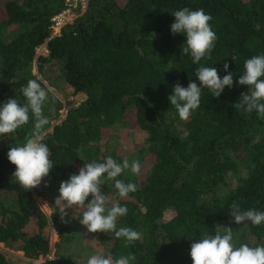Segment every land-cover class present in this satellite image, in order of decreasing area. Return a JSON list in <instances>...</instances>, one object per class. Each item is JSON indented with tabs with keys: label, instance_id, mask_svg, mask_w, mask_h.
Listing matches in <instances>:
<instances>
[{
	"label": "trees",
	"instance_id": "trees-1",
	"mask_svg": "<svg viewBox=\"0 0 264 264\" xmlns=\"http://www.w3.org/2000/svg\"><path fill=\"white\" fill-rule=\"evenodd\" d=\"M64 2L0 0V102H23L20 89L30 79L48 91L45 83L56 85L48 71L46 76L51 67L73 95L85 96L52 127L61 106L48 91L43 114L49 124L42 133L54 167L39 186L21 187L7 158L11 147L33 134L32 119L0 140V244L19 245L28 260L45 258L50 247L43 230L52 224L60 242L56 246L71 245L76 228L53 208L47 217L35 197H42V187L59 195L61 181L83 167L80 158H126L115 146L107 144L104 150L101 139L104 130L124 125L131 116L133 126L147 134L148 148L127 159L150 164V169L142 177L130 172L121 177L137 185L124 199L111 182L102 191L109 204L128 208L118 227L133 228L141 239L125 247L111 233H92L105 253H132L136 264H193L191 244L223 227L232 229L237 246L264 244V224L237 225L229 214L233 202L242 210L264 211V119L235 108L247 92V86L236 83L245 60L264 53V0H89L86 12L47 42V55L36 57L35 49L50 36V19ZM184 7L203 9L212 18L217 40L211 59L201 63L217 68L221 77L228 63L234 74L232 88L226 87L219 98L205 89L200 107L187 120L168 100L177 83L199 85L194 75L198 65L181 53L186 38L170 30L171 13ZM34 61L41 79L33 74ZM0 264H10L1 252ZM43 264H68V259L56 251Z\"/></svg>",
	"mask_w": 264,
	"mask_h": 264
},
{
	"label": "clouds",
	"instance_id": "clouds-1",
	"mask_svg": "<svg viewBox=\"0 0 264 264\" xmlns=\"http://www.w3.org/2000/svg\"><path fill=\"white\" fill-rule=\"evenodd\" d=\"M175 17L170 26L171 33L182 34L186 40L181 47V53L191 57L193 65H198L194 75L199 85L190 81L187 87L177 83L168 96L181 120H187L201 104L202 92L207 89L211 96L219 98L225 88H232L234 74L229 70V64H223L222 77L218 69L205 66L202 60L211 59L217 36L209 23L212 19L203 9L193 10L188 7L171 13ZM241 86H247V92L242 93L235 103V108L241 115L255 113L264 119V53L254 55L244 62L243 72L238 81ZM20 92L24 98H10L0 102V140L6 134L14 133L17 129L33 121V134L22 144L13 146L7 153L11 164L15 165L14 178L18 184L29 190L39 186L42 180L49 176L54 165L50 159L51 151L42 130L49 124L43 114V106L49 99V93L36 79L28 80ZM83 167L77 173L69 175L61 181L59 195L55 199L62 220L68 216V209L80 210L79 222L89 233H111L118 239H123L125 247L133 245L141 239V233L131 227H118L121 217L128 214V208L120 203L109 204L110 197L102 191L111 182L120 199L129 193L137 191L134 182L121 177L125 173L137 176L141 173V163L138 159L122 160L108 155L103 161L96 159L85 160ZM47 205V204H46ZM48 206V205H47ZM49 207V206H48ZM50 208V207H49ZM230 216L239 225L250 222L253 226L264 224V211L255 209L242 210L239 204L233 202ZM67 222V221H65ZM193 264H264V244L250 246L234 241L230 227L216 231L214 235L205 236L193 242L190 248ZM137 257L129 253L114 257L109 253H94L88 256L86 264H136Z\"/></svg>",
	"mask_w": 264,
	"mask_h": 264
},
{
	"label": "rangeland",
	"instance_id": "rangeland-1",
	"mask_svg": "<svg viewBox=\"0 0 264 264\" xmlns=\"http://www.w3.org/2000/svg\"><path fill=\"white\" fill-rule=\"evenodd\" d=\"M46 56V55H44ZM53 76L52 82L55 79V86H48V91L52 93L54 98L57 101V105L61 106L59 110V118L53 119L51 121L52 127L64 119L67 110L70 107H76L80 105L84 100L85 96L83 94L73 95L72 88L63 84L62 81L56 78L59 74L55 67L50 69H45L46 76L48 72ZM33 74L37 75L38 79H41V76L37 74L36 64L34 61L33 64ZM121 126L114 127L113 129H106L103 131L101 144L102 148L105 150L106 145L115 146L116 150L124 155V157L129 158L136 154L139 151H147V134L138 130L133 126L132 116L127 118ZM177 127L180 135L182 137L186 136V132L183 128ZM145 156V154H143ZM150 164L144 163L141 165V173L139 177L144 176L147 171L150 169ZM228 181V180H227ZM234 184V183H232ZM42 197H35L39 209L49 217L52 213L51 207H56L55 199L58 194L54 193L51 188H40ZM50 207H48L47 205ZM58 210V207H57ZM68 216L62 220L65 224L73 226L77 230V238L71 245H58L59 239L55 234L52 224H49L44 230V236L49 240L50 253L45 257H40L38 260H28L24 257L23 253L19 250V245H10V244H0V252L4 255L6 260L10 264H43L46 260H51L54 258V253L58 251L63 257L68 259V264H86L88 256L94 253H105L103 242L100 239H95L92 233H89L85 226L81 225L79 222L80 210L78 209L75 213L74 209H68ZM59 213V210H58ZM67 221V222H65ZM1 222V219H0ZM30 226L32 229L36 230L35 219L30 220ZM58 247V248H57Z\"/></svg>",
	"mask_w": 264,
	"mask_h": 264
},
{
	"label": "built area",
	"instance_id": "built-area-1",
	"mask_svg": "<svg viewBox=\"0 0 264 264\" xmlns=\"http://www.w3.org/2000/svg\"><path fill=\"white\" fill-rule=\"evenodd\" d=\"M89 0H65L64 8L50 19V36L47 41L35 49L36 57L47 55V42L54 37L60 36L61 30L71 25L81 15H83L88 7Z\"/></svg>",
	"mask_w": 264,
	"mask_h": 264
}]
</instances>
